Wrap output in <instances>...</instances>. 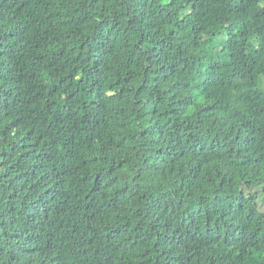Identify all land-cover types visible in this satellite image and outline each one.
Masks as SVG:
<instances>
[{
  "label": "trees",
  "instance_id": "16d2710c",
  "mask_svg": "<svg viewBox=\"0 0 264 264\" xmlns=\"http://www.w3.org/2000/svg\"><path fill=\"white\" fill-rule=\"evenodd\" d=\"M0 264H264V0H0Z\"/></svg>",
  "mask_w": 264,
  "mask_h": 264
},
{
  "label": "rangeland",
  "instance_id": "374dc122",
  "mask_svg": "<svg viewBox=\"0 0 264 264\" xmlns=\"http://www.w3.org/2000/svg\"><path fill=\"white\" fill-rule=\"evenodd\" d=\"M127 33H131V34L128 35L129 36L128 38L130 40H134V39H137L138 38V33H136V32H132V31L128 30Z\"/></svg>",
  "mask_w": 264,
  "mask_h": 264
}]
</instances>
